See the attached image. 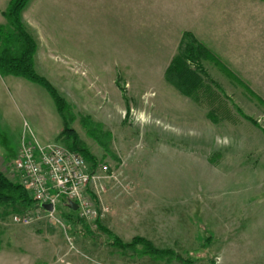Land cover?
<instances>
[{"label":"rangeland","instance_id":"374dc122","mask_svg":"<svg viewBox=\"0 0 264 264\" xmlns=\"http://www.w3.org/2000/svg\"><path fill=\"white\" fill-rule=\"evenodd\" d=\"M8 3L0 0L2 25ZM227 16L263 31L264 0L29 1L22 20L37 44L35 70L71 106L70 127L106 178L97 216L82 220L84 226L67 221L73 212L63 204L56 213L64 229L42 219L17 224L14 216L34 210L0 207V264L258 258L247 243L258 241L256 231L264 233V31L257 52L253 44L245 48L244 81L193 33L197 24ZM185 34L205 50L181 60L189 84L173 75L176 65L166 77ZM10 78L18 83L0 77V172L16 182L22 137L64 146L63 137L57 140L62 121L46 90ZM85 116L109 138H90L79 122ZM96 219L123 243L140 237L184 262L139 256V246L125 252L105 246L108 236Z\"/></svg>","mask_w":264,"mask_h":264},{"label":"trees","instance_id":"16d2710c","mask_svg":"<svg viewBox=\"0 0 264 264\" xmlns=\"http://www.w3.org/2000/svg\"><path fill=\"white\" fill-rule=\"evenodd\" d=\"M29 1L30 0H10L6 10L2 13L6 24H0V77L21 78L45 89L53 100L56 111L62 121V131L58 135L57 140H60L63 137V146L72 152L80 154L90 166L91 170H94L97 164L95 158L77 136L76 132L70 127L76 119L71 106L58 93V91L35 70L34 57L37 52V44L27 31L22 20V13L27 7ZM192 44L194 45V48ZM200 53H205V50L194 41L191 35L185 34L181 41L178 56L172 60L167 69V79L168 75L171 72H174L172 70H174L176 65L177 69H175L176 71L173 75L178 77L181 76L180 79L185 80L187 84L191 83L190 73L185 69H181L179 65L181 60L186 61L191 57H200ZM79 122L90 138L96 141H99L100 137L109 138L108 134L101 132L100 124H95L90 117H80ZM102 145L104 148L106 147L105 144ZM93 199L95 198L93 197ZM35 206V201L27 191H25L17 182L9 181L0 172V207L11 208L14 213H18V208L29 210L34 209ZM66 219L73 225H85L84 222L77 217L75 212H73V215L66 216ZM95 224L101 232L108 236V240L103 244L105 246L117 249L121 252L135 250L139 246L141 247V251L138 252L139 256H148L155 259L166 257L169 261L175 260L177 262H184L172 251L158 250L154 248L149 241L140 237L133 238L130 243H123L116 236H112V234H110L105 228L100 226L98 219L95 220ZM83 231L89 238H93L88 230Z\"/></svg>","mask_w":264,"mask_h":264},{"label":"built area","instance_id":"2783aa9c","mask_svg":"<svg viewBox=\"0 0 264 264\" xmlns=\"http://www.w3.org/2000/svg\"><path fill=\"white\" fill-rule=\"evenodd\" d=\"M99 170V167L91 170L81 156L65 147L54 143L39 144L32 136L28 140L22 137L13 162V177L30 194L36 206L32 214L14 216L13 222L29 225L42 219L64 229L65 222L57 215L56 205L63 204L69 209L70 202L76 204L77 210H69L80 220L95 219V200L103 193L106 178ZM44 204L51 205L52 211L42 209Z\"/></svg>","mask_w":264,"mask_h":264},{"label":"crops","instance_id":"0c3cea01","mask_svg":"<svg viewBox=\"0 0 264 264\" xmlns=\"http://www.w3.org/2000/svg\"><path fill=\"white\" fill-rule=\"evenodd\" d=\"M227 17L222 21L217 19L211 20L208 24H197L193 29V33L201 42L207 45L212 52L219 56L220 61L225 66L231 70L233 69V71L237 70L239 72L236 71L238 74L237 77L244 81L247 78L245 77L246 73L243 70V65L245 64L244 56L246 55L245 48L249 49L250 44H253V48L257 52L260 45L259 34L261 35L264 30L261 31L258 29V32L250 30L249 20H235L234 22L232 16ZM189 29L190 27L185 28L186 31ZM227 32L238 35L230 37ZM207 33L208 35H206ZM256 55L257 53H255V56ZM36 58L37 52L34 57V67ZM8 79H10V82L12 83H18L12 81L10 77H8ZM256 233L258 241L255 240L254 242V239H252L247 243V247L251 248L253 250V256H258V258L255 257L252 260L247 259L243 262L244 264H264V233L263 230L256 231ZM221 264H224L223 261ZM226 264L228 263L226 262Z\"/></svg>","mask_w":264,"mask_h":264},{"label":"water","instance_id":"95a60500","mask_svg":"<svg viewBox=\"0 0 264 264\" xmlns=\"http://www.w3.org/2000/svg\"><path fill=\"white\" fill-rule=\"evenodd\" d=\"M68 207H69V209L70 210H72V211H76L77 210V206H76V204H74V203H72V202H70L69 204H68ZM41 208L42 209H44L45 211H48V212H51L52 211V206L51 205H49V204H47V205H41Z\"/></svg>","mask_w":264,"mask_h":264}]
</instances>
